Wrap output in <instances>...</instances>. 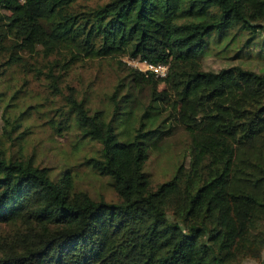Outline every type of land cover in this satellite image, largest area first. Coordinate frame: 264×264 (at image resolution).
I'll return each instance as SVG.
<instances>
[{"label": "trees", "instance_id": "1", "mask_svg": "<svg viewBox=\"0 0 264 264\" xmlns=\"http://www.w3.org/2000/svg\"><path fill=\"white\" fill-rule=\"evenodd\" d=\"M235 26L264 32V0H0V80L26 70L64 96L45 124L99 145L84 164L118 200L24 154L33 106L5 103L0 264L264 263V74L202 64L211 35ZM123 56L166 64V75ZM104 61L125 71L104 105H89V87L63 86L74 68ZM176 129L184 151L153 186L145 164Z\"/></svg>", "mask_w": 264, "mask_h": 264}, {"label": "rangeland", "instance_id": "2", "mask_svg": "<svg viewBox=\"0 0 264 264\" xmlns=\"http://www.w3.org/2000/svg\"><path fill=\"white\" fill-rule=\"evenodd\" d=\"M121 60L131 66L137 63V59H129L128 56L121 57ZM202 64L207 70L216 71L220 68L240 66L264 74V32L260 29L257 32H253L252 29L243 30L235 26L220 39L218 33L214 32L203 53ZM119 67L116 71L109 61L76 67L70 72L63 86L69 83V88L76 87L78 93L89 87L92 89L88 96L89 105L99 107L105 104V96L115 82L117 74L122 75L125 72L122 66ZM138 67L144 69L142 65ZM47 82L48 80L43 77L34 78L33 73L26 70L11 72L0 80V108L7 102L11 104L20 102L21 109L26 105L33 106L29 109L30 119L24 122L25 125L31 126V133L25 134L27 141L23 144L24 154L33 156L39 166L49 168L53 177H57L65 168H71L78 189L86 190L92 197L102 196L107 203H117L109 179L95 175L84 164L86 158L95 156L99 145L79 138L74 131L62 135L54 134L45 124L48 110L65 102L64 96L55 94ZM69 88L64 91L66 97L69 95ZM162 88V84L158 85V89ZM14 91L17 92L16 97L10 100ZM140 96L141 100H146L147 91L142 92ZM166 114L165 111L163 115ZM2 126L3 122L0 119V132ZM122 127L123 124L118 123L117 131L119 132ZM16 134L17 132H14L13 136ZM185 139V132L176 129L164 143L163 149L150 156L145 164V171L150 173L153 186L170 178L174 168L172 165L184 151ZM244 264L258 263L245 260Z\"/></svg>", "mask_w": 264, "mask_h": 264}, {"label": "built area", "instance_id": "3", "mask_svg": "<svg viewBox=\"0 0 264 264\" xmlns=\"http://www.w3.org/2000/svg\"><path fill=\"white\" fill-rule=\"evenodd\" d=\"M23 1V0H20ZM137 61V60H136ZM139 65H142L144 67V69H141L140 67H138ZM135 67H137L138 69L142 70V71H151L153 72L156 76H160L163 77L166 75L168 66L166 64H153V63H148V62H139L137 61V63L134 65Z\"/></svg>", "mask_w": 264, "mask_h": 264}]
</instances>
